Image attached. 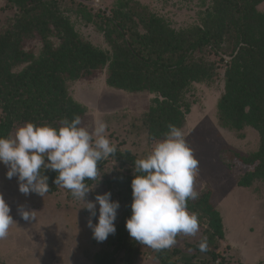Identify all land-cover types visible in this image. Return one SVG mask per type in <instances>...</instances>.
Wrapping results in <instances>:
<instances>
[{
	"label": "trees",
	"instance_id": "1",
	"mask_svg": "<svg viewBox=\"0 0 264 264\" xmlns=\"http://www.w3.org/2000/svg\"><path fill=\"white\" fill-rule=\"evenodd\" d=\"M6 2L19 12L12 27H0V136L13 135L25 122L58 127L63 118L79 115L82 120L86 107L68 94L67 83L92 80L105 70L109 87L153 94L145 127L148 138L158 141L169 124L184 127L194 83L208 82L215 75L216 66L205 52L224 53L230 57L216 104L218 124L235 131L251 127L259 137L254 152L236 154L245 168L236 183L249 187L256 180L264 182V10L258 8L264 0H210L199 12L198 23L183 28H174L147 5L117 0L100 28L109 50L80 36L57 12L54 0ZM31 37L41 43L38 54L24 48ZM112 155L125 171L120 181L127 205L108 239L112 249L95 253L93 262L133 264L141 245L129 236L125 220L131 214L130 184L139 157L127 149ZM44 174L53 191L56 173L45 170ZM187 208L207 217L209 235L224 237L222 217L210 202L209 190L189 200ZM187 247L197 250L192 244ZM153 251L159 264H226L213 248H207L210 257L199 263L192 261L195 253H183L186 248Z\"/></svg>",
	"mask_w": 264,
	"mask_h": 264
},
{
	"label": "rangeland",
	"instance_id": "2",
	"mask_svg": "<svg viewBox=\"0 0 264 264\" xmlns=\"http://www.w3.org/2000/svg\"><path fill=\"white\" fill-rule=\"evenodd\" d=\"M57 12L69 19L77 33L102 50L110 45L103 31L106 18L117 0H54ZM169 20L174 28L198 23V14L210 0H131ZM264 10V2L258 6ZM19 10L6 0H0L1 30L12 27ZM18 21V20H17ZM35 38V39H32ZM54 41L57 42L55 38ZM26 50L38 54L41 43L31 37L24 44ZM228 51V50H227ZM214 62L215 75L208 82L194 83L189 95L190 113L181 129L188 146L199 161L194 178V190L199 194L210 191V202L220 212L224 237H212L207 217L196 214L199 231L194 236L179 234L175 247L186 248L185 255L196 254L193 262L209 258L207 251L197 247L202 238L207 248H213L226 264H264V182L254 181L249 187L237 185V179L245 171L236 154L247 155L258 148L259 137L251 127L241 131L228 130L218 124L216 104L224 89V72L228 54H204ZM106 71L92 80L67 83L68 94L86 107L82 125L90 130L97 119L106 122V134L119 151L129 150L139 158L146 156L157 142L148 138L145 117L153 94L129 93L106 84ZM1 111V110H0ZM21 126V125H19ZM15 132V131H14ZM13 132V134H14ZM98 168L93 190L86 199L94 200L97 193L109 191L111 199L119 201L115 228L126 208L125 189L120 181L125 172L114 155L102 160ZM231 167V169L229 167ZM6 167L0 164V194L10 206L14 222L6 238L0 239V264H94L95 253L111 250L108 238L97 242L87 226L89 213L83 208L84 201L75 199L71 193L56 185L44 197L18 190L16 177L5 176ZM31 210L32 219L25 221L18 209ZM98 210V206H97ZM191 212L190 210H188ZM193 213V212H192ZM93 223L96 217H92ZM197 247L189 249L187 245ZM109 247V248H108ZM171 249V248H169ZM182 253V254H183ZM181 254V255H182ZM115 264H122L117 260ZM133 264H159L150 247L141 245Z\"/></svg>",
	"mask_w": 264,
	"mask_h": 264
},
{
	"label": "clouds",
	"instance_id": "3",
	"mask_svg": "<svg viewBox=\"0 0 264 264\" xmlns=\"http://www.w3.org/2000/svg\"><path fill=\"white\" fill-rule=\"evenodd\" d=\"M167 128L151 151L134 161L131 214L125 220L131 238L157 251L173 247L179 234L194 236L199 231L198 216L187 208L188 201L199 195L194 190L199 161L183 131L173 124ZM106 130L107 124L101 119L90 130L82 125L79 115H74L71 120L63 118L58 127L25 122L13 135L0 136V164L6 167L8 179L16 177L19 192L43 198L50 188L45 170L54 171L53 183L85 202L87 226L97 242L115 234L114 221L120 207L109 191L97 193L94 200L86 199L98 181L92 186L85 181H95L98 163L117 151ZM10 211L0 194V239L8 236L14 222ZM18 211L25 221L33 218L31 210L20 207ZM92 217H96L95 223ZM197 247L206 251V238Z\"/></svg>",
	"mask_w": 264,
	"mask_h": 264
}]
</instances>
